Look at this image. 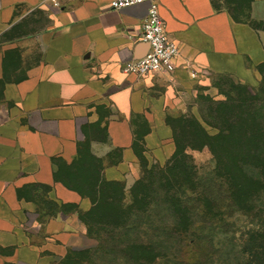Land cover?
Wrapping results in <instances>:
<instances>
[{
	"label": "crops",
	"instance_id": "obj_1",
	"mask_svg": "<svg viewBox=\"0 0 264 264\" xmlns=\"http://www.w3.org/2000/svg\"><path fill=\"white\" fill-rule=\"evenodd\" d=\"M155 1L180 53L163 72L137 78L121 68L149 52L147 4L118 12L110 0H0V264H52L96 245L78 214L64 210L86 212L91 201L57 179L58 161L72 164L80 145L103 161L107 181L126 183L140 126L149 127L147 149L164 155L166 117L194 99L196 85L261 79L264 30L214 0ZM247 14L264 21V0H252ZM116 149L124 158L112 167Z\"/></svg>",
	"mask_w": 264,
	"mask_h": 264
},
{
	"label": "trees",
	"instance_id": "obj_2",
	"mask_svg": "<svg viewBox=\"0 0 264 264\" xmlns=\"http://www.w3.org/2000/svg\"><path fill=\"white\" fill-rule=\"evenodd\" d=\"M225 2L247 10L252 0H214L217 10L225 9L235 21H243L234 10L222 5ZM256 71L261 76L259 88L238 81L242 85L226 94L228 100L207 106L204 99L202 108L194 114L166 117L173 150H169L163 166H149V159H155L145 144L149 127L145 124L147 131L143 134L140 126L134 132L132 146L137 156L135 166L139 164L143 174L157 173L151 181L136 179L129 191L124 182L107 181L103 161L85 143L80 145L72 164L58 161L57 179L81 198L89 199L91 209L84 212L76 204H66L64 210L75 211L98 245L106 246L110 256L126 264H162L170 260L176 264L188 243L193 244L190 235L198 225V212L230 206L246 218L247 228L240 231V264H264V63ZM236 92L238 96H233ZM203 150L215 161L214 172L205 176L188 157ZM114 152L116 159L111 155L109 159L118 167L124 150ZM217 235L212 230L198 241L216 246L218 253L224 254L229 241H220ZM221 235L224 237V232ZM78 252L82 251L73 253Z\"/></svg>",
	"mask_w": 264,
	"mask_h": 264
},
{
	"label": "rangeland",
	"instance_id": "obj_3",
	"mask_svg": "<svg viewBox=\"0 0 264 264\" xmlns=\"http://www.w3.org/2000/svg\"><path fill=\"white\" fill-rule=\"evenodd\" d=\"M222 5L226 8L231 9L232 11L234 10L237 18L249 21L258 28H264V21L251 19L247 14L245 6H238L236 8L227 5L226 2ZM259 84H261V79L258 81V84L252 87H258L260 86ZM238 85L242 84L239 83L235 78L229 76H217L212 78L209 77L208 79H205L202 84H198L194 87V99L190 103H187L186 107L178 108L177 111L173 112L171 116L181 117L185 114L188 115L190 113L194 114L198 112L204 104V99L206 100L205 102H207V106H210L211 103L226 101L228 100V98H226V94H228L229 91L233 90ZM233 96H238V92L234 93ZM185 108L187 111L183 113ZM144 127L145 125L142 126L143 134H145L147 131V125L145 128ZM148 135L149 133L147 132L146 137ZM171 139L172 137L164 141L167 144L163 142L167 148V151L164 155L158 156L155 154H150L155 158L154 160H152V158L149 159L150 167L154 164H160L162 166L165 165L166 157H168V152H170L169 150H171L170 147L172 146L170 144ZM163 143L162 145H164ZM111 156H114V158L116 159L117 155L113 151L111 153ZM188 157H190V159L195 162L198 168V172L201 176L212 174L214 172L215 161L212 155L207 150H203L201 152H192ZM107 162L111 165L110 159L107 158ZM111 166L114 167L113 165ZM132 170L133 171L128 174L127 182L125 183L128 191L134 185L136 179L143 178V180L151 181L154 179L155 173H157V171H147L145 174H143L142 168L139 166V164L133 166ZM129 201L130 195H128V202ZM49 207H51V205ZM74 213L77 214L75 211ZM257 216H259V213L257 214ZM245 223L246 218L244 217V214L230 206H228V208L220 210L217 208H212L210 210L201 209V211L198 212V225L196 229H194L191 233V235L195 234V237H191L190 235V238H192L191 240H193V244L188 243L184 254L182 255V258L178 260L176 264H240V262L243 261V259H241L242 257L239 254L240 245L242 242V234H240V231L246 230L247 226L245 225ZM226 229L229 230L227 231V235H225ZM212 230L217 232L218 235L216 238L220 239V241L228 239V251H226V253L220 254L218 253L220 250L218 249V247L212 246L205 242L203 244L198 241L200 237H208L209 232H212ZM223 232L224 237L223 235H221L223 234ZM227 236L230 237L227 238ZM216 243L217 241L215 242V244ZM81 251L82 252L78 253H73V251L66 252L64 258L58 259L52 264H126L121 258L110 256L108 250L106 249V246H103V244L98 245L97 242L96 245L92 249H90V251ZM162 264H171V260L170 262H163Z\"/></svg>",
	"mask_w": 264,
	"mask_h": 264
},
{
	"label": "built area",
	"instance_id": "obj_4",
	"mask_svg": "<svg viewBox=\"0 0 264 264\" xmlns=\"http://www.w3.org/2000/svg\"><path fill=\"white\" fill-rule=\"evenodd\" d=\"M147 4V15L142 26V41L149 45V52L140 59H129L122 64V73L126 76L145 77L161 73L173 64L179 56L178 45L170 40L166 24L160 15L159 5L155 0H110L114 11ZM196 78V73H192Z\"/></svg>",
	"mask_w": 264,
	"mask_h": 264
}]
</instances>
